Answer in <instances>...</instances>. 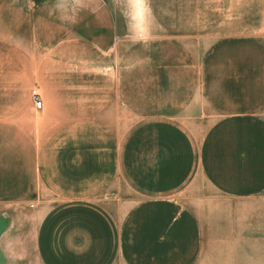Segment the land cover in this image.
I'll list each match as a JSON object with an SVG mask.
<instances>
[{"label": "crops", "instance_id": "0c3cea01", "mask_svg": "<svg viewBox=\"0 0 264 264\" xmlns=\"http://www.w3.org/2000/svg\"><path fill=\"white\" fill-rule=\"evenodd\" d=\"M62 62L33 71L43 105L30 102L28 125L9 136L0 114V264H157L156 257L176 254L174 216L184 227L189 215L198 224L199 255H213V241L203 240L205 208L254 191L252 171L264 201L262 99L255 98L254 168L248 143L243 152L241 135L228 130V113L203 87L173 115L137 125L114 64L70 69ZM17 136L26 143L18 145ZM165 242V249L154 247Z\"/></svg>", "mask_w": 264, "mask_h": 264}, {"label": "rangeland", "instance_id": "374dc122", "mask_svg": "<svg viewBox=\"0 0 264 264\" xmlns=\"http://www.w3.org/2000/svg\"><path fill=\"white\" fill-rule=\"evenodd\" d=\"M45 3L0 0V63L4 65L0 114H6L9 136L15 126L28 125L24 119L30 102L35 101V92L40 96L31 82L37 65L64 59L76 69L82 62L94 61L95 66L115 65L119 94L129 115L134 112L137 125L151 116L173 115L203 87L211 102L228 113V130L241 135L243 152L244 141L248 143L257 167L254 107L256 97L264 104V0H152L158 28L147 45L125 38V23L113 0H93L75 23L48 15L42 8ZM16 114L24 118L18 120ZM126 114L120 111V118ZM16 142L21 145L26 140L17 136ZM11 152L10 147L13 167ZM24 163L20 159L17 164ZM250 180L254 191L237 194L230 203L203 207V217L210 219L203 223L207 236L203 240L207 245L213 241V255H199L201 237L195 220L189 215L181 227L182 221L174 216L176 254L156 257L155 263L264 264L263 194L259 196L262 189L255 171ZM154 247L165 249L166 242ZM128 250L135 251V244H128Z\"/></svg>", "mask_w": 264, "mask_h": 264}, {"label": "clouds", "instance_id": "9594fccd", "mask_svg": "<svg viewBox=\"0 0 264 264\" xmlns=\"http://www.w3.org/2000/svg\"><path fill=\"white\" fill-rule=\"evenodd\" d=\"M126 27V39L133 44L147 45L158 28L152 0H113ZM93 0H46L42 5L48 15H55L61 22L75 23L79 13L88 9Z\"/></svg>", "mask_w": 264, "mask_h": 264}, {"label": "built area", "instance_id": "2783aa9c", "mask_svg": "<svg viewBox=\"0 0 264 264\" xmlns=\"http://www.w3.org/2000/svg\"><path fill=\"white\" fill-rule=\"evenodd\" d=\"M34 99H35V101H34L35 107H37L38 109H42L43 101L37 92H35V98Z\"/></svg>", "mask_w": 264, "mask_h": 264}]
</instances>
